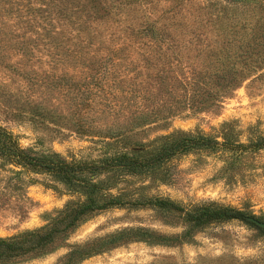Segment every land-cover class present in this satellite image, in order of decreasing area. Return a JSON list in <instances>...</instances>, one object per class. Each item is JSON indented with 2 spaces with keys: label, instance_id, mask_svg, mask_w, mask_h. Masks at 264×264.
<instances>
[{
  "label": "rangeland",
  "instance_id": "obj_1",
  "mask_svg": "<svg viewBox=\"0 0 264 264\" xmlns=\"http://www.w3.org/2000/svg\"><path fill=\"white\" fill-rule=\"evenodd\" d=\"M22 4L23 17L0 4L5 7L0 10V127L12 132L22 147L56 152L70 161L97 159L102 144L77 132V105L81 104L88 125L128 127L145 102L131 106L118 91L134 90L143 96L155 88L163 96L165 87H180L170 79L165 87L158 84V75L167 79L176 72L190 77L221 72L227 76L224 84L233 73L240 82L225 94L220 108L182 112L167 123L132 128L134 140L149 142L177 130L211 135L225 122L235 123L243 142L252 134L264 135V0H24ZM28 15L54 24L42 29V24L30 23ZM89 15L106 17L105 22L94 23ZM78 30L99 34L84 45L73 38ZM142 31L145 36L138 37ZM89 75L94 77V91L101 88L112 94L102 100L96 96L87 107L84 84ZM159 94L154 92V101ZM149 105L155 102L145 108ZM108 106L115 112L104 113ZM225 158L223 153L183 155L172 163L169 181H131L149 186L151 196L185 207L215 202L264 222V152L253 155L236 173L223 171ZM31 177L37 182L27 183L25 200L0 203V238L39 230L67 203L78 200L61 183ZM138 227L165 235L186 230L177 218L149 208L111 209L81 224L53 253L23 264H57L74 245ZM82 264H264V231L241 221L214 223L185 243L136 242Z\"/></svg>",
  "mask_w": 264,
  "mask_h": 264
},
{
  "label": "trees",
  "instance_id": "obj_2",
  "mask_svg": "<svg viewBox=\"0 0 264 264\" xmlns=\"http://www.w3.org/2000/svg\"><path fill=\"white\" fill-rule=\"evenodd\" d=\"M2 3L13 7L18 14L13 13L15 16L23 17V14H26L22 4L24 0H0V4ZM0 10L5 11V7L0 6ZM89 18L94 23L102 24L106 17L89 15ZM29 21L42 24L40 28L54 24L53 21L42 23L34 15L29 16ZM154 28L155 25L151 29ZM98 34L94 30H78L73 34V38L86 45V42ZM137 36L144 37V31L139 32ZM202 51L203 49H200V52ZM177 63L180 65L178 60ZM223 75L225 73L217 72L210 77L202 74H193L190 77L176 72L170 77L166 76L167 79L158 75V84H164L165 87L170 79L180 87L178 89L173 84L170 88L165 87L167 90L163 96L155 88L147 89L143 96L134 90L118 91V94L122 95L121 98L127 99L131 106L145 102L143 110L137 109V114L133 115L134 121L130 122V125L128 122V127L119 124L115 129L108 125L106 129H102L93 124L88 125L85 123L87 120H83V108L78 104L79 113L75 117L73 114L76 118L73 119L77 121V132L98 138L102 144L101 155L89 161H70L56 152L24 148L12 132L0 127V203L11 198L25 200L27 183L37 182V179L31 176L50 178L51 181L64 185L70 194L78 197V200L67 203L47 226L39 230H27L13 237L0 238V264H23L44 258L56 251L58 243L68 239L81 224L100 213L116 208H149L177 218L186 230L177 235H165L142 227L126 228L72 246L57 264H82L93 256L136 242L161 246L178 245L188 242L193 233L214 223L241 221L264 231L253 222L259 219L243 210L215 202L185 207L169 198L151 196L148 193L149 186H139L131 181L150 178L153 182H167L171 177L174 160L193 153H223L226 156L223 171L236 173L251 161L253 155L264 152V135L252 134L247 142H243L241 133L233 122H225L211 135L200 131L177 130L149 142L134 140L130 135L134 132L132 128L138 129L159 122L167 123L182 112L202 113L220 108L225 94L235 89L240 82L237 74L230 73L231 81L224 84L227 76ZM93 78V75H89V82L84 84L87 107L91 106L96 96L102 100L112 94L101 88L94 91L92 88L95 83L91 81ZM154 92L159 94L158 101L153 100L156 98ZM153 102L155 105L145 108L146 103ZM110 106L107 107L108 111L103 109L104 113L115 112ZM4 173L7 176H3Z\"/></svg>",
  "mask_w": 264,
  "mask_h": 264
},
{
  "label": "water",
  "instance_id": "obj_3",
  "mask_svg": "<svg viewBox=\"0 0 264 264\" xmlns=\"http://www.w3.org/2000/svg\"><path fill=\"white\" fill-rule=\"evenodd\" d=\"M253 222L255 224H257L259 227H261L262 229H264V222L263 221H260V220H253Z\"/></svg>",
  "mask_w": 264,
  "mask_h": 264
}]
</instances>
